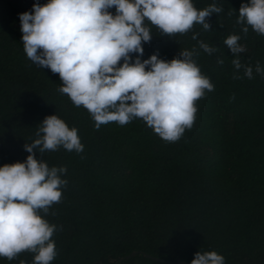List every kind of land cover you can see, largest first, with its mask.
Segmentation results:
<instances>
[{
	"label": "trees",
	"instance_id": "trees-1",
	"mask_svg": "<svg viewBox=\"0 0 264 264\" xmlns=\"http://www.w3.org/2000/svg\"><path fill=\"white\" fill-rule=\"evenodd\" d=\"M47 2L0 0V166L26 160L24 144L37 138L46 116L78 130L82 152L61 146L36 154L49 167L67 169L60 202L40 213L57 226L51 264H191L198 251H215L224 264H264V75L255 72L257 61L264 67V35L250 27L244 34L237 24L248 0H192L198 10L223 9L206 18L209 31L195 24L169 37L145 21L152 38L142 42L141 61L195 50L193 59L214 85L196 101L195 122L176 142L139 118L97 130L91 114L58 91L59 74L27 58L20 14ZM233 34L247 48L239 58L253 67L252 79L243 68L236 72L223 43ZM200 41L218 50L209 55ZM137 55L130 54L132 62ZM33 258L25 251L11 261L0 257V264H33Z\"/></svg>",
	"mask_w": 264,
	"mask_h": 264
},
{
	"label": "clouds",
	"instance_id": "clouds-1",
	"mask_svg": "<svg viewBox=\"0 0 264 264\" xmlns=\"http://www.w3.org/2000/svg\"><path fill=\"white\" fill-rule=\"evenodd\" d=\"M112 8L115 15L109 11ZM222 11L215 4L198 10L192 0H48L44 5L34 3L32 11L19 18L27 58L59 74L58 91L76 107L85 108L97 130L110 122L124 126L139 118L164 141L176 142L195 122L196 101L205 90L213 91L214 85L193 59L195 50L180 51L170 61L159 59L158 52L141 61L142 42L152 38L145 21L170 37L189 32L195 24L209 31L206 18ZM238 13L237 24L244 34L250 27L264 35V0H248ZM240 39L233 34L223 43L235 57L236 72L243 68L244 76L252 79L253 67L239 58L247 51ZM199 48L209 55L218 50L203 41ZM132 53L138 54L134 62ZM255 72L264 75L259 61ZM36 137L24 144L29 153L24 162L0 166V257L11 261L27 251L34 254L33 264H51L57 256L52 239L57 226L40 213L47 215L60 202L61 188L67 183L61 176L67 169L49 167L36 154L61 146L80 153L84 146L78 130L70 129L57 115L44 118ZM191 264H224V257L215 251H198Z\"/></svg>",
	"mask_w": 264,
	"mask_h": 264
},
{
	"label": "water",
	"instance_id": "water-1",
	"mask_svg": "<svg viewBox=\"0 0 264 264\" xmlns=\"http://www.w3.org/2000/svg\"><path fill=\"white\" fill-rule=\"evenodd\" d=\"M134 253H135V251H131L129 254L125 255V257H128V256H130V255H132V254H134ZM144 255L147 256V257H150L151 259H154V260L164 261V260L161 259V258H156V257L150 256V255H148V254H144ZM174 262H177V263H185V262H183V261H181V260H179V259H176Z\"/></svg>",
	"mask_w": 264,
	"mask_h": 264
}]
</instances>
